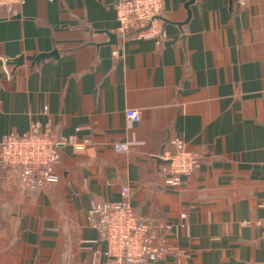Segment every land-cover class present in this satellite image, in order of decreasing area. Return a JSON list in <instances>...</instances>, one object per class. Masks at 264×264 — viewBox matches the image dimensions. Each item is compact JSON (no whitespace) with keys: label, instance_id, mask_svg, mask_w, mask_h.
<instances>
[{"label":"crops","instance_id":"obj_1","mask_svg":"<svg viewBox=\"0 0 264 264\" xmlns=\"http://www.w3.org/2000/svg\"><path fill=\"white\" fill-rule=\"evenodd\" d=\"M188 1L161 0L160 44H119L116 0L0 9V142L36 121L89 141L61 150L45 189L0 167V264H108L87 214L125 186L141 219L171 225L153 264H264V0ZM173 138L200 161L178 187L164 183Z\"/></svg>","mask_w":264,"mask_h":264},{"label":"built area","instance_id":"obj_2","mask_svg":"<svg viewBox=\"0 0 264 264\" xmlns=\"http://www.w3.org/2000/svg\"><path fill=\"white\" fill-rule=\"evenodd\" d=\"M25 1L0 0V9L10 17L15 16L14 7L21 6ZM161 11V0H116L114 12L119 44L129 37L160 44L166 36ZM113 55H117V50ZM46 113L44 106L41 114ZM125 116L131 122H139L136 111L127 110ZM87 146L88 140L77 142L73 136L57 135L50 124L36 121L28 132L10 134L0 142V167L7 178L23 191L45 189L58 182L55 169L61 150L69 147L80 152ZM165 148L163 170L168 177L164 183L168 187H178L182 178L190 176L199 167V157L186 150L178 138L167 141ZM127 150L126 144L113 146L115 154H123ZM130 198V189L125 186L121 188L119 201L95 204L87 214L89 226L106 243L108 264H153L167 253L166 235L171 225L141 219L134 212Z\"/></svg>","mask_w":264,"mask_h":264},{"label":"water","instance_id":"obj_3","mask_svg":"<svg viewBox=\"0 0 264 264\" xmlns=\"http://www.w3.org/2000/svg\"><path fill=\"white\" fill-rule=\"evenodd\" d=\"M229 4L231 5L232 4V0H228ZM194 3V0H189L188 3L186 4V9H188V7ZM53 55V54H51ZM46 57H49L48 55H42V56H38L36 58H32V60H35L36 62H39L41 61L42 59L46 58ZM22 60H17L15 61L13 64L14 65H19L21 64Z\"/></svg>","mask_w":264,"mask_h":264}]
</instances>
